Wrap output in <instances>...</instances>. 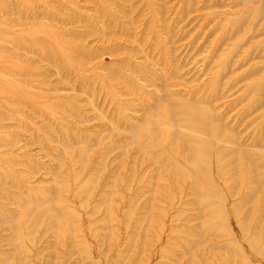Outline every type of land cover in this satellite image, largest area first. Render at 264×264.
<instances>
[{"label":"rangeland","instance_id":"rangeland-1","mask_svg":"<svg viewBox=\"0 0 264 264\" xmlns=\"http://www.w3.org/2000/svg\"><path fill=\"white\" fill-rule=\"evenodd\" d=\"M259 219L264 0H0V264H264Z\"/></svg>","mask_w":264,"mask_h":264},{"label":"bare ground","instance_id":"bare-ground-1","mask_svg":"<svg viewBox=\"0 0 264 264\" xmlns=\"http://www.w3.org/2000/svg\"><path fill=\"white\" fill-rule=\"evenodd\" d=\"M244 1H246L248 4L250 0H244ZM173 95L174 94L172 92H166L165 93L166 99L171 98ZM199 102H201V101H199L196 98V96H192V97L188 98V100L182 99L181 102H177L175 104L171 103L172 108L178 107L180 109V113L182 114L183 120H188L191 123L192 128L198 134L197 135L198 137L195 139L196 144H198V146L197 147H191L187 143H185L184 149H185L186 153H188L189 151H192V150H196L198 153H200L203 156H205V155L210 156V150H209L210 147L208 146V144L206 145L202 141L198 140V139H203V138H201V136L199 134L201 132H204L207 136H210V139H209L210 143L216 145L218 150H223L224 149L223 146H225V147L228 146V147H232V148L235 147L236 149H241L242 147H240L238 145L239 141L236 138V132L233 133L232 128L230 126L227 127L226 125H223L222 124L223 121L221 120L220 117H217V116L215 117L208 110L207 107H205L202 103H199ZM159 103H160V101H157L156 105L158 106ZM190 106H192L195 109L194 112H191L188 110ZM159 108H161V107L159 106ZM152 123H154V121ZM230 131H231V133H229ZM180 135H182V132H180L176 136H180ZM222 137H223V140H222ZM225 139H226V142H224ZM197 142H199V143H197ZM222 156L223 155H218V158H220ZM202 162L203 163H198L199 164L198 168L200 171H203L205 173V175H207L209 172V169L207 167L208 162H207V160H203ZM249 163H251V162L249 161ZM216 167H217V173L219 175H221L222 171L220 170V165L216 164L215 169H216ZM198 184H199L198 181H195L192 179V182H191L192 188H199L200 186ZM202 195H204V196L205 195L216 196L217 198L223 200V197H221V194H218L217 192H214L213 190L207 189L203 192ZM233 206H235V205H233ZM206 207H208V206H206ZM259 221H260V223L256 226V232H253L254 235L251 234V236H250L248 232H242V233H240V235H241V238H244L246 240V242L248 243V250L252 254H254L255 256H258L259 258H261L264 261V238L261 235L259 236V234H258V232H260L264 228V219H262V221H261V219H259ZM239 223H240V221H239ZM223 229L225 231L226 227H223ZM226 234H228L230 237L232 236V234L231 235L229 233H226ZM226 244H231L232 246H234V249H236L237 252L244 257V259L246 260V262L248 264H253V263H251L250 259L248 258L249 255L247 256L246 254H244V252L241 248L235 246L236 239L233 236L230 238L229 242H227Z\"/></svg>","mask_w":264,"mask_h":264}]
</instances>
